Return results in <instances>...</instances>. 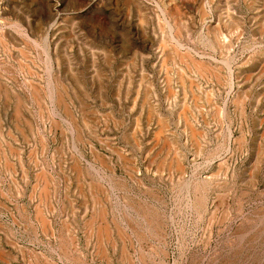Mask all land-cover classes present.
<instances>
[{"label": "rangeland", "instance_id": "rangeland-1", "mask_svg": "<svg viewBox=\"0 0 264 264\" xmlns=\"http://www.w3.org/2000/svg\"><path fill=\"white\" fill-rule=\"evenodd\" d=\"M0 264H264V0H0Z\"/></svg>", "mask_w": 264, "mask_h": 264}, {"label": "bare ground", "instance_id": "bare-ground-1", "mask_svg": "<svg viewBox=\"0 0 264 264\" xmlns=\"http://www.w3.org/2000/svg\"><path fill=\"white\" fill-rule=\"evenodd\" d=\"M168 20V19H167ZM215 36H217V35H215ZM216 38V37H215ZM166 60V59H165ZM203 69V68H202ZM208 74V73H207ZM53 80V79H52ZM191 83V82H190ZM193 84V83H192ZM54 86V85H53ZM53 88V87H52ZM54 89H55V87H54ZM190 89V88H189ZM55 96V95H54ZM55 101V100H54ZM64 103V102H63ZM57 108V107H56ZM60 111V110H59ZM182 111V110H181ZM185 116V115H184ZM53 119V118H52ZM57 125V124H56ZM40 131V130H39ZM78 170V169H77ZM78 171H80V170H78Z\"/></svg>", "mask_w": 264, "mask_h": 264}]
</instances>
